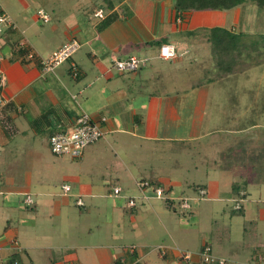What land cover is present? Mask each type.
<instances>
[{
  "label": "crops",
  "instance_id": "0c3cea01",
  "mask_svg": "<svg viewBox=\"0 0 264 264\" xmlns=\"http://www.w3.org/2000/svg\"><path fill=\"white\" fill-rule=\"evenodd\" d=\"M17 1L22 13L31 9L34 12L21 19L12 17L14 14L0 1V10L16 26L6 30L0 39V53L4 57L2 69L7 77V85L2 91L4 106L0 110V264H134L135 260H139L138 264H205L198 254L206 246L211 248L214 256L225 259L226 264H264V165L261 162L254 167L251 162L244 165L236 162L229 169L217 161L215 172L237 173L244 178L243 182L230 183L225 189L231 192L229 198L220 195L221 187L193 184L192 191L198 194L204 190L205 196L194 198L196 204L192 210H197L188 211L189 218L184 216L182 219L181 216L187 212H181L177 200L163 207L155 203L158 199H152L129 210L124 197L111 196L114 187H121L123 196L139 197L136 184L147 180L158 182L174 198H187L184 190L178 189L173 180H164L163 170L145 168L143 159L149 150L159 151L173 144L199 141L210 133L214 135L212 130L199 134L192 129L200 86L179 79L183 86L186 85L184 89L177 90L175 94L160 93L148 86L150 79L144 80L140 86L134 85L135 78L143 77L150 65L136 73H119L113 62L133 56L160 59L152 53L154 48L159 51V42L165 41L185 55L176 61L160 59L162 62L180 64L189 56L193 63H198L213 55V43L209 38L211 30L235 29L233 27L241 24V16L250 14L256 6L247 2L232 10L197 11L182 20L175 9V0H78L77 6L63 12L59 10L61 15L54 9V17L43 7L45 3ZM108 1L112 3V9L107 8ZM33 2L38 7L33 8ZM147 6L148 13L155 15L153 24L144 20ZM100 9L105 11L106 18L114 14L117 17L104 28L101 25L106 18L101 20L95 16ZM39 11L50 17L49 23L39 19ZM133 22L140 23L142 27L135 28ZM243 27L244 32H251L245 24ZM140 30L144 32L142 36ZM74 39L80 42L81 49L68 61L69 64H63L54 73L45 74L36 61L14 59L13 52L21 45L31 49L41 61ZM85 47L87 57L81 55L77 61L76 56ZM87 60H91V64H87ZM71 62L79 68L77 79L71 75ZM179 69L174 68L173 74ZM156 72L157 78L162 79L165 71L159 68ZM82 111L88 112L97 122L106 120L103 125L105 135L85 150L83 157L78 159V165L71 163L66 169L64 161L59 167L54 164L55 171L67 170L61 186L68 184L72 188L71 194L64 195L62 191V196L68 197L64 199L68 202L66 205L71 201L76 203L80 198L83 202L86 199L100 212L104 208V200L112 198L115 200H112V205L106 203L105 206L106 217L109 216L113 224L118 216L123 220H118V230L114 233H93L92 228L77 235L60 233L59 236L67 240L62 247L66 255L47 258L41 255L53 250L47 243L50 238L33 233L36 227H30L29 231V226L20 228L16 223L22 216H28L23 211L25 208H33L37 212L38 206H50L57 213L58 197L50 183L43 180L46 174L36 178L35 168L23 162L40 156L34 145L9 147L15 139L11 138L14 135H8L4 121L7 118L13 120L14 133L22 134L20 138L23 141L31 133L46 135L44 142L49 146L50 135L71 130ZM16 115L23 116L20 122L22 130ZM239 133L236 131L233 136L226 133L233 137L232 144L228 146L232 152L240 142L237 140L240 137L234 136ZM8 148L14 150L10 155L4 151ZM225 154H220L222 159ZM7 158L12 159L11 162L3 164ZM110 161L112 165L106 166L105 163ZM99 164L103 165L105 172L100 171ZM108 178L119 184L108 182ZM235 184L238 189L234 191ZM25 194L36 198L34 207L25 205L22 200ZM84 204L79 208H86V202ZM237 205L241 209H236ZM86 213L91 215V209ZM36 216L32 215L34 221ZM63 222H69L67 214L63 216ZM96 223L93 225L100 232V225ZM159 246L166 247L164 255L158 250ZM129 247L136 248L133 256L128 254ZM178 249L190 252L192 259H183Z\"/></svg>",
  "mask_w": 264,
  "mask_h": 264
},
{
  "label": "rangeland",
  "instance_id": "374dc122",
  "mask_svg": "<svg viewBox=\"0 0 264 264\" xmlns=\"http://www.w3.org/2000/svg\"><path fill=\"white\" fill-rule=\"evenodd\" d=\"M0 1H3L11 10L14 14L12 17L15 16L21 19L34 12L31 9L22 13L17 0ZM39 1L45 3L43 7L54 17L55 14L52 13L54 9L57 12L56 14L61 15L59 10L63 12L71 7L77 6L78 0H38V3ZM32 4H34L33 8L38 7L37 3L33 2ZM145 10H147V15H145L146 18H144V20L149 24H153L155 22V15H150L148 13V6L145 7ZM241 18L243 19L238 27H233L235 28L233 30L232 28L229 29V32L236 37L235 41L227 46L229 49L228 53H230L229 55L225 54L223 50H220L223 46H212V50L217 49L215 50L217 53L206 57L198 63H193V60H191L189 56L185 57L183 59L184 62L180 64H166L158 58L155 60L152 59L143 77L135 78L136 82H134V85L138 86H140L144 80L150 79L148 81V86L151 90H157V92L160 93L168 92L175 94L177 90L184 89L186 85L183 86L181 82H179V79H184L187 83L200 86L197 98L198 102L194 110V127H192V129L195 133L199 134H207V132L212 130L214 131V135L210 133V135H206L205 138L199 141L186 143L184 145L173 144L167 147V149L159 151L149 150L145 157L143 155L144 161L142 162L145 168L159 171L163 170L162 174H164V180H173V184H176L178 189L181 188L184 190V194L188 196L187 198L190 197V204L192 207L196 204L194 198L200 197L199 194L192 191L195 184L218 186L219 189L221 187L220 195L229 198L231 192L225 189L230 183L238 182L242 184L243 182L244 178L237 173L215 172L217 169L215 166L217 161L221 166L223 164L227 165V162H230L228 157L222 159L220 154L226 152L229 157L233 154L232 150L230 151L228 149V146L232 144L231 139L233 137H229L226 133H231V136H233L236 131H240L239 134L234 135L240 137L237 138V140L240 139L238 141L244 139L264 141V8H258L256 6L250 14L242 15ZM133 23L135 28L137 26L142 27L140 23L139 25L137 22ZM244 24L251 30L250 33L244 32ZM49 26L50 25L46 27ZM139 32L141 36L144 34L141 30ZM61 34L62 29L60 30V37ZM55 42H58V40L55 39ZM86 53L87 48L85 47L76 56V60L78 61V57H81V55L86 56ZM152 54L157 56L159 54L158 49L154 48ZM66 64H69V62L65 63V65ZM87 64H91V60H87ZM159 68L163 72L165 71L162 79L157 78L156 71ZM174 68L180 69L173 74L172 70ZM200 103L201 106H199ZM16 117L18 120L17 124H20V122L23 121V116L16 115ZM5 127L9 129V131H15L13 123H6ZM19 128L22 130L21 124ZM12 134L14 136H11V138L13 140L15 139V141L9 142V147L23 144L30 146L34 145L40 153V156H35V158H31L30 161L24 159L23 162L30 164V168H35L33 173H35L36 178L38 175L44 176V174H46L43 180L50 183V186L53 187L58 197L57 202L59 203L56 206L57 213L55 210L51 209L50 206H38L37 212L34 211L33 208H25L23 211H26L28 216H26V218L22 216L19 223H16L20 228L29 226L27 228L29 231L31 228L36 227L33 233H39L40 236L47 235V237L50 238V241L47 243L49 246L53 247V250L48 251L44 255H41L43 254L41 253V256H48L47 258H60L62 255H66L62 247L67 240H65L63 236H59L60 233H76L77 235V233H87L89 228L93 229V233H114L118 230L116 224L119 222V219L122 221L123 217L118 216V220L116 219L117 222L114 224L111 222L109 216L106 217L108 213L105 206L106 203L112 205V200L115 201L112 198L111 200H104L105 205L104 208L102 207V212L98 211L95 208L96 206H91L86 199L84 201L87 204L86 208L77 207V205H75L76 203L73 201L66 205L68 202L64 199H68V197L64 198L62 196L61 184L63 177L67 173L65 171L67 170L59 169L55 171V168L59 167L63 161L65 163L64 168L66 169L71 166V163L78 165V159L53 154L50 150V146L44 142V139L47 138L46 135L35 136L31 133L29 138L23 141V139L20 138L22 134ZM4 151L7 152V155H10V152L14 150L8 148L4 149ZM11 160L7 158L3 164L9 163ZM59 161L60 163H58ZM27 164H25V168L28 167ZM54 164L56 167H54ZM105 165L110 166L112 163L110 161L105 163ZM99 166L101 167L103 165L99 164ZM113 166H116V164H113ZM104 168L106 167L104 166ZM100 171L105 172L102 167ZM108 179V182L119 184L115 179L112 181V178ZM176 198L179 207L180 197ZM23 199L24 197L22 200ZM33 199L35 201L36 198L34 197ZM197 201L200 200L198 199ZM155 203H160L165 207L167 202L159 200ZM88 209H91V215H87L86 211ZM196 210L197 209L194 208L192 211ZM119 212L122 214L121 211ZM35 214H37V216L34 221L32 215ZM65 214L69 217V222L66 223L63 222V216ZM178 216L180 218V215ZM184 216L187 218L190 217L188 212L181 216L182 219L185 218ZM95 223L98 224L97 226L100 225V232H98L95 225H93ZM204 224L207 226L206 221H204ZM59 247H61V249ZM69 254L72 255L71 252H69Z\"/></svg>",
  "mask_w": 264,
  "mask_h": 264
},
{
  "label": "built area",
  "instance_id": "2783aa9c",
  "mask_svg": "<svg viewBox=\"0 0 264 264\" xmlns=\"http://www.w3.org/2000/svg\"><path fill=\"white\" fill-rule=\"evenodd\" d=\"M95 16L101 20L106 18L105 11L100 9L95 13ZM39 19L43 23H49L50 17L44 13V11H39L38 13ZM15 23L12 19L5 13L0 14V39L3 36L4 32L9 29H15ZM24 47L21 45L20 48ZM81 49V44L78 40L74 39L66 43L59 50L54 52L49 58L42 59L40 61V65L42 67V71L47 73H54L60 66L70 61L72 57ZM184 53H179L176 47L172 44L163 45L160 50L158 57L163 61H176L184 57ZM3 55L0 54V110L4 106L2 91L7 85V77L5 75L4 70L2 69ZM36 59V55L31 51L26 56V60L33 61ZM152 61L151 57H137L133 56L128 59L123 60H115L113 62V67L119 73H136L150 65ZM71 75L74 79H77L79 76V70L77 64L71 62L70 68ZM106 122L103 119L100 122L95 121L91 115L82 111L80 115L77 117L74 127L66 132H57L50 136L49 138V146L50 150L53 154L58 156H69L73 159H80L83 157L85 150L96 143H98L101 139L104 138V123ZM1 155V149H0ZM136 187L140 193L139 197L136 196H123V190L121 187H114L112 195L115 198L124 197L126 199L125 206L129 210H134L140 207L143 203H149L152 199L164 200L167 203L175 202L176 198L172 197L168 191L162 187L154 185L152 182L147 180L138 181ZM62 191L64 195H68L71 193L72 188L68 184L62 185ZM199 199L204 198L205 191H199ZM24 203L27 207H33L35 205V201L30 194H25ZM78 207H84L85 204L83 199H78L76 202ZM179 208L183 212H188L192 210V206L190 204V198H180L179 199ZM236 209H241L240 205L236 206ZM131 255H134L136 252L135 247H129L127 249ZM158 250L164 255L166 251V247L159 246ZM179 250V249H178ZM183 259L191 260L192 254L190 252H184L179 250ZM205 264H226L227 261L222 258H218L214 256L211 252V248L206 246L199 254H198ZM139 260H135L134 264H138ZM9 264H17L15 262H11Z\"/></svg>",
  "mask_w": 264,
  "mask_h": 264
},
{
  "label": "trees",
  "instance_id": "16d2710c",
  "mask_svg": "<svg viewBox=\"0 0 264 264\" xmlns=\"http://www.w3.org/2000/svg\"><path fill=\"white\" fill-rule=\"evenodd\" d=\"M247 2H251L258 8H264V0H175V9L179 13V18L182 20H185V18L190 17V15L197 11H204V10H232L238 6H241ZM107 8H113L112 3L110 1L107 2ZM4 13L2 10H0V14ZM116 15L108 16L102 23L101 27H107L109 26L115 19ZM10 30V29H9ZM210 40L213 43V47L223 46L220 50H223L225 54L228 53V47L231 43H233L236 39L233 34L225 29L221 28H215L211 30L210 32ZM165 41H161L158 44H160V48L165 45ZM159 48V50H160ZM217 50V49H215ZM213 50V54L217 53ZM31 52V49L22 47L17 48L14 50L13 55L14 59L26 60V56L28 53ZM229 57V56H228ZM73 58V57H72ZM72 60V59H71ZM70 60V61H71ZM38 62L40 64V59L36 57L35 60L29 61V62ZM41 66V65H40ZM78 67V66H77ZM79 70V68H78ZM80 73V72H79ZM11 118H7L5 120L6 123H12ZM6 129V127H5ZM8 135H13L14 131H9L7 129ZM54 133H52L50 136H52ZM228 157L230 159V162H227L229 169L232 168L233 164L239 163L241 165H244L245 163H249L252 165V167L256 166L257 163L261 162V164L264 165V141L263 140H241L239 143L236 144L235 149L233 150V154H231V157L227 156L225 154L226 158ZM256 164V165H255ZM262 165V168H263ZM225 168V167H224ZM227 167L225 169H228ZM263 170V169H262ZM264 173V171H262ZM260 172V173H262ZM262 173V174H263ZM154 185L160 186L158 182L151 181ZM238 189L237 184L233 185V190L235 191ZM31 208V207H29ZM177 212V210H176ZM128 254L129 251H128ZM131 255V254H130ZM133 256V255H131ZM137 259V258H136ZM126 262V261H124ZM139 263V262H138Z\"/></svg>",
  "mask_w": 264,
  "mask_h": 264
}]
</instances>
